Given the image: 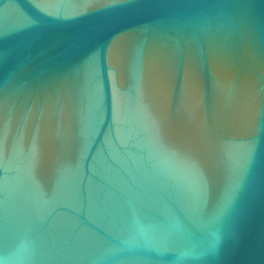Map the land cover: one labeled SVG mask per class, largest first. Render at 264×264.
Returning a JSON list of instances; mask_svg holds the SVG:
<instances>
[{
    "label": "water",
    "instance_id": "obj_1",
    "mask_svg": "<svg viewBox=\"0 0 264 264\" xmlns=\"http://www.w3.org/2000/svg\"><path fill=\"white\" fill-rule=\"evenodd\" d=\"M0 264H264V0H0Z\"/></svg>",
    "mask_w": 264,
    "mask_h": 264
}]
</instances>
